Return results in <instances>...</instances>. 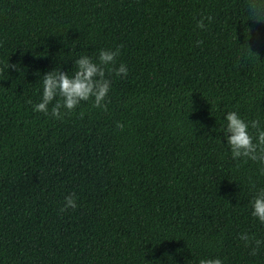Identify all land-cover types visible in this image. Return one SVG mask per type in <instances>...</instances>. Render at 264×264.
Instances as JSON below:
<instances>
[{
	"label": "trees",
	"instance_id": "1",
	"mask_svg": "<svg viewBox=\"0 0 264 264\" xmlns=\"http://www.w3.org/2000/svg\"><path fill=\"white\" fill-rule=\"evenodd\" d=\"M248 3L0 0V264H264L239 239H264L250 215L264 176L220 131L228 111L264 123V17ZM117 46L104 110H32L43 74Z\"/></svg>",
	"mask_w": 264,
	"mask_h": 264
},
{
	"label": "clouds",
	"instance_id": "2",
	"mask_svg": "<svg viewBox=\"0 0 264 264\" xmlns=\"http://www.w3.org/2000/svg\"><path fill=\"white\" fill-rule=\"evenodd\" d=\"M249 13L254 20L264 17V0H249ZM205 20L211 21V17L202 18L197 22V27L204 29ZM120 54V47L115 50L101 49L95 60L88 55H80L74 59L75 71L64 72L59 68L42 75L40 84L39 102L32 105L34 112L50 115L55 120H62L70 115L82 103L91 102V106L104 110L106 97L110 91V81L106 78V72H111V65L116 62ZM9 67L15 65L7 63ZM114 75L126 77L128 69L121 64L115 69ZM27 103H32L31 100ZM117 128L123 125L117 124ZM220 131L224 133V144L227 145L230 157L233 161H252L258 164V174L264 176V123L256 119H245L237 111H228L224 114ZM255 189V184L252 185ZM250 215L258 222L264 224V187L255 190L251 201ZM77 207L74 195H68L64 199L61 211ZM239 239L250 247V254L255 255L260 246L264 245V239H256L248 233H240ZM186 264H192L186 261ZM198 264H224L219 257L201 258Z\"/></svg>",
	"mask_w": 264,
	"mask_h": 264
}]
</instances>
